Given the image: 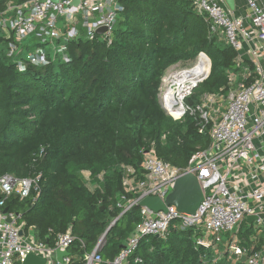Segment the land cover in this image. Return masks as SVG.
I'll use <instances>...</instances> for the list:
<instances>
[{"label": "trees", "instance_id": "obj_1", "mask_svg": "<svg viewBox=\"0 0 264 264\" xmlns=\"http://www.w3.org/2000/svg\"><path fill=\"white\" fill-rule=\"evenodd\" d=\"M7 1L0 0V21L10 14ZM118 3L122 10L109 43L80 35L66 44L68 61L48 52L47 64H26L23 71L6 54L0 23V176L40 175L37 190L25 198L12 193L0 211L16 214L24 231L32 228L36 239L50 246L69 229L71 264L80 263L117 218L98 252L113 259L139 223L138 205L124 212L119 206L122 195L134 197L124 193L123 165L140 176L143 152L153 148L159 158L184 169L210 144L209 128L200 132L194 116L174 120L162 108L158 87L165 71L206 54L209 74L186 99L194 104L201 93L224 89L228 72L245 61L238 64L236 52L209 35L190 0ZM84 172L90 173L92 188ZM246 223L240 225L239 242L257 249L263 237L250 239L248 226L242 230ZM201 235L199 228L171 224L164 237H141L127 264H244L231 259L225 238L215 248L196 245Z\"/></svg>", "mask_w": 264, "mask_h": 264}, {"label": "built area", "instance_id": "obj_2", "mask_svg": "<svg viewBox=\"0 0 264 264\" xmlns=\"http://www.w3.org/2000/svg\"><path fill=\"white\" fill-rule=\"evenodd\" d=\"M190 2L206 21L209 35L222 39L236 52L237 63L245 60L244 64L228 72L225 93L224 89L203 92L194 104L186 99L209 74L206 54L203 53L208 65L201 71L195 68L202 52L187 62L192 67L177 62L165 71L158 87L162 108L174 120L186 114L194 116L200 132L209 128L210 144L198 149L184 169L159 158L153 148L145 150L140 176L132 166H122L124 193L134 197L122 195L119 206L124 212L146 196L164 199L184 171L198 178L203 200L194 214L179 212L173 205L157 212L140 207L139 223L113 259H103L98 254L101 237L77 264H127L141 237H164L171 224L179 229H201L202 235L195 243L204 248H215L225 238L233 261L264 264V241L259 248L248 249L238 237L248 215L256 216L250 225L264 235V0H233L232 9L227 0ZM6 9L10 14L0 21L7 39L6 54L16 59L17 69L23 71L26 64H47L48 52L53 59L68 61L66 44L80 35L89 40L98 35L109 43L122 7L118 0H79L77 4L72 0H27L18 4L8 0ZM100 27L105 31L98 34ZM39 176L1 175L0 205L12 193L25 198L32 189L37 190ZM84 178L90 179V173H84ZM16 218L12 212L0 211V264H22L29 254L44 258V264H71L70 253L62 257L61 263L55 254L57 248L68 250L74 240L69 229L59 233L54 246H50L37 240L32 228L24 231V223H16ZM135 261L141 259L137 257Z\"/></svg>", "mask_w": 264, "mask_h": 264}, {"label": "water", "instance_id": "obj_3", "mask_svg": "<svg viewBox=\"0 0 264 264\" xmlns=\"http://www.w3.org/2000/svg\"><path fill=\"white\" fill-rule=\"evenodd\" d=\"M52 1L56 2L57 0H52ZM78 1L79 0H72V3L77 4ZM227 2L229 7L232 9L233 0H227ZM6 25H8V22H6ZM103 31H105V28L103 27L97 29L98 34L102 33ZM244 58L248 59L247 55H244ZM138 164L141 165V162H139ZM202 200H203V191L198 181V178L194 173L190 171H184L176 177L171 191L167 194V196L164 199H160L157 196H146L140 199L137 205L139 207H145L154 212L165 211L168 205H173L179 212L186 214H194L196 210L199 208V205ZM6 212L7 209L6 208L3 209L2 213L5 214ZM259 216H262V214H260ZM255 218H256L255 215H248L246 216L245 221L248 224H250L252 220H254ZM116 219H114L113 222H115ZM6 220L8 222L11 221L9 217H6ZM111 226L112 223L107 227V229L103 233V237L101 238V240H103L104 236L109 231ZM19 233L22 234V231L20 230ZM122 247H124V245ZM55 254L57 261L61 263L62 257L65 255H69V251L66 249L60 250L57 248L55 250ZM44 262H45L44 258L35 256L33 254H29L25 257L22 264H44Z\"/></svg>", "mask_w": 264, "mask_h": 264}, {"label": "rangeland", "instance_id": "obj_4", "mask_svg": "<svg viewBox=\"0 0 264 264\" xmlns=\"http://www.w3.org/2000/svg\"><path fill=\"white\" fill-rule=\"evenodd\" d=\"M3 30V29H2ZM3 33H4V31H3ZM34 42V41H33ZM29 47H32V42H31V44H29ZM188 62V61H187ZM187 62H185L184 63V65L186 64V66H188L189 68L190 67H192L193 65L192 64H189V63H187ZM85 179V178H84ZM86 181H87V179H86ZM88 182V181H87ZM122 212H123V210H122ZM121 212V213H122ZM120 213V214H121ZM112 223V225L114 224V222L112 221L111 222ZM110 223V224H111ZM245 223H246V221H245ZM247 225H243V229L242 230H245L246 229V227L248 226V236H249V238L250 239H252V240H254V239H258V238H261V237H264V235H263V233H261L260 231H257L255 228H253V227H251V225L250 224H248V223H246ZM101 237H103V234L102 235H100V237L99 238H101ZM98 238V239H99ZM105 242V236H104V238H103V240H101V243H100V245L102 246L103 245V243Z\"/></svg>", "mask_w": 264, "mask_h": 264}, {"label": "bare ground", "instance_id": "obj_5", "mask_svg": "<svg viewBox=\"0 0 264 264\" xmlns=\"http://www.w3.org/2000/svg\"><path fill=\"white\" fill-rule=\"evenodd\" d=\"M205 66L208 65V61L206 60V57L202 54L200 57H199V64L198 66L195 68V70L198 71H201V69Z\"/></svg>", "mask_w": 264, "mask_h": 264}, {"label": "crops", "instance_id": "obj_6", "mask_svg": "<svg viewBox=\"0 0 264 264\" xmlns=\"http://www.w3.org/2000/svg\"><path fill=\"white\" fill-rule=\"evenodd\" d=\"M84 173H86V172H84ZM84 173H83V174H84ZM85 180H86V179H85ZM87 181H90V179H87ZM88 185H90V187L92 188L91 183L88 182Z\"/></svg>", "mask_w": 264, "mask_h": 264}]
</instances>
